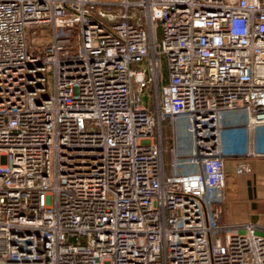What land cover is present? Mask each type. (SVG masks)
I'll list each match as a JSON object with an SVG mask.
<instances>
[{
	"label": "built area",
	"instance_id": "obj_1",
	"mask_svg": "<svg viewBox=\"0 0 264 264\" xmlns=\"http://www.w3.org/2000/svg\"><path fill=\"white\" fill-rule=\"evenodd\" d=\"M230 111L264 125V0H0V264H264Z\"/></svg>",
	"mask_w": 264,
	"mask_h": 264
},
{
	"label": "crops",
	"instance_id": "obj_2",
	"mask_svg": "<svg viewBox=\"0 0 264 264\" xmlns=\"http://www.w3.org/2000/svg\"><path fill=\"white\" fill-rule=\"evenodd\" d=\"M244 118L242 111H230L223 120L224 147L235 155L226 159L228 176L227 200L222 204L223 210L229 212L233 224L252 221L258 230L264 233V125L248 129L241 125ZM233 126H237L236 132ZM181 151H190L191 137L179 135ZM248 163L255 170L256 184L250 183L248 174H238L240 163ZM222 221L225 220L222 218ZM225 223V222H224Z\"/></svg>",
	"mask_w": 264,
	"mask_h": 264
},
{
	"label": "rangeland",
	"instance_id": "obj_3",
	"mask_svg": "<svg viewBox=\"0 0 264 264\" xmlns=\"http://www.w3.org/2000/svg\"><path fill=\"white\" fill-rule=\"evenodd\" d=\"M139 66L140 67H145L146 64L143 63V64H140ZM178 132H179V135H181L183 137L185 136L186 133H188L187 126H186V124L184 123L183 120H180L179 121V124H178ZM188 171H189V167L184 168V169H179V172H188ZM252 171L253 172L255 171V170H253V167H252ZM253 172L248 173V176L251 177L250 178L251 180H250V183H249L250 185H251V181H253V184H256V176H255V174H252ZM242 174H244V173H242ZM263 184H264V182H263ZM227 192H228V176H227ZM223 219L225 220L224 221L225 223H232V220H233L232 217L229 215V212L227 213V211H225V210H223Z\"/></svg>",
	"mask_w": 264,
	"mask_h": 264
},
{
	"label": "water",
	"instance_id": "obj_4",
	"mask_svg": "<svg viewBox=\"0 0 264 264\" xmlns=\"http://www.w3.org/2000/svg\"><path fill=\"white\" fill-rule=\"evenodd\" d=\"M144 100H147V96L146 95L144 96Z\"/></svg>",
	"mask_w": 264,
	"mask_h": 264
}]
</instances>
